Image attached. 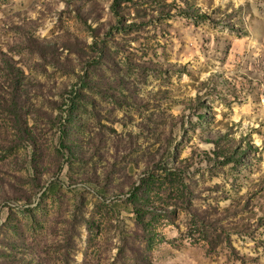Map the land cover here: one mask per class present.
Segmentation results:
<instances>
[{
    "label": "rangeland",
    "instance_id": "1",
    "mask_svg": "<svg viewBox=\"0 0 264 264\" xmlns=\"http://www.w3.org/2000/svg\"><path fill=\"white\" fill-rule=\"evenodd\" d=\"M111 4L0 0V264H264V0Z\"/></svg>",
    "mask_w": 264,
    "mask_h": 264
},
{
    "label": "trees",
    "instance_id": "2",
    "mask_svg": "<svg viewBox=\"0 0 264 264\" xmlns=\"http://www.w3.org/2000/svg\"><path fill=\"white\" fill-rule=\"evenodd\" d=\"M122 1L129 2L130 0H112L111 8H112V10H113L114 12H117V8L120 6V3H121ZM178 12H179V13H185V12H183V10H179V9H178ZM195 13H196V12H195ZM188 15H190V14H188ZM195 15H196V14H195ZM197 17H199V18H203V17H206V16H205L204 13H200L199 15H197ZM5 68L7 69V66H5Z\"/></svg>",
    "mask_w": 264,
    "mask_h": 264
}]
</instances>
